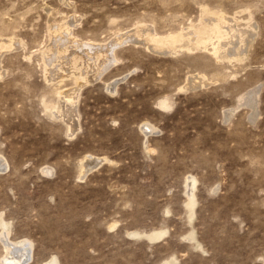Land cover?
Listing matches in <instances>:
<instances>
[{"label": "rangeland", "instance_id": "1", "mask_svg": "<svg viewBox=\"0 0 264 264\" xmlns=\"http://www.w3.org/2000/svg\"><path fill=\"white\" fill-rule=\"evenodd\" d=\"M202 9L235 26L219 57L134 36ZM0 157V223L28 264H264V0H0Z\"/></svg>", "mask_w": 264, "mask_h": 264}, {"label": "bare ground", "instance_id": "2", "mask_svg": "<svg viewBox=\"0 0 264 264\" xmlns=\"http://www.w3.org/2000/svg\"><path fill=\"white\" fill-rule=\"evenodd\" d=\"M202 14H201V21H200V23L198 24V23H196V24H198V25H193V27H191V26H189V27H191L192 29L190 30V31H187V32H185V30H184V32L181 30V31H179V32H176V33H172V34H169V35H166V36H157L155 33H152L149 29H147V27H146V25L145 24H143L142 26H140V27H137V29L134 31V36H136L137 38H141L142 39V41L144 42V43H146V44H148L147 46H148V48H149V44H153L155 47H157V48H160V49H167V50H176L177 48H179L180 49V46L183 44H185L184 42H186V43H188V42H191L189 45L190 46H195V47H198L199 49L201 48V50H202V48H204L205 49V47H206V49H207V46H209V43H212L213 44V51H214V54H217L218 55V57H219V53L222 51V49H223V47H222V43L220 44L219 42H221L220 40H223L224 38H227L231 33H232V31L235 29V26H233V25H235L234 23H236V22H234V20L236 21V19H234V18H232V20H233V25L231 24V26H233V27H231V28H233L232 30H230L229 29V27L227 28V25H228V21H226V17L224 16V14L222 15V14H220V13H216V12H211V11H208V10H206V9H202ZM228 18V17H227ZM229 19V18H228ZM65 22V21H64ZM66 23V22H65ZM68 23V22H67ZM230 23V22H229ZM231 23H232V21H231ZM69 24V23H68ZM230 25V24H229ZM237 25V24H236ZM59 26V25H58ZM58 26H57V28H58ZM69 26H70V24H69ZM68 26V27H69ZM67 26L65 27L66 28V30H67V28H68ZM150 27H152V26H150ZM53 29H54V27H52ZM56 28V29H57ZM63 27H60L59 28V30H53V29H51L52 31H53V33H55L56 35H53V37H52V45H50L47 49H46V51H48L49 49H50V51L48 52V53H51V56H48V58H47V60H49V61H54V60H56V51L58 50L59 51V49H61L62 48V45L61 44H59V40L60 39H62V37L61 36H63V38L65 37V39H64V42L65 43H67L68 42V38H67V35L65 34V29L63 28ZM70 28H71V26H70ZM148 28H149V26H148ZM240 28V27H239ZM238 28V30L237 31H239V30H241V29H239ZM186 29V28H185ZM244 29V28H243ZM242 29V30H243ZM153 30V29H152ZM246 30V29H245ZM248 30V29H247ZM250 30V29H249ZM51 31V32H52ZM236 29L234 30V35H236ZM244 31V30H243ZM252 30H250V32H251ZM59 32H61V33H59ZM239 32H241V31H239ZM52 33V34H53ZM67 33H70V31L69 32H67ZM60 34H63V35H61L60 37L58 36V35ZM237 34H240V35H244V34H246L245 36H248V34H250V33H248V32H243L242 34L241 33H237ZM252 34V33H251ZM69 35V34H68ZM231 35H233V33L231 34ZM231 35H230V37H231ZM234 35L232 36V37H234ZM122 36V35H121ZM245 36H243L242 38H244ZM238 37V36H237ZM72 39H73V37H71ZM118 38V37H117ZM126 38H127V36H126ZM241 38V39H242ZM249 38H250V36H249ZM71 39V41H73ZM75 39V38H74ZM230 39H232V38H230ZM247 39V37H245V40ZM140 40V39H139ZM227 40V39H226ZM234 40V39H233ZM244 40V41H245ZM225 41V40H224ZM231 41V40H230ZM235 41V40H234ZM119 42V41H118ZM241 42H243V39H242V41ZM114 43H117V42H114ZM113 43V45H115ZM225 43V42H224ZM246 43V42H245ZM145 44V45H146ZM193 44V45H192ZM227 45H228V40H227V43H226ZM230 44H231V42H230ZM244 44V43H243ZM247 44V43H246ZM245 44V45H246ZM2 45V44H1ZM95 45V44H94ZM107 45V44H106ZM105 45V46H106ZM188 45V44H187ZM227 45H226V47H227ZM245 45H242V47L243 46H245ZM80 46V45H79ZM184 46H186V45H184ZM189 46V47H190ZM210 46H212V45H210ZM223 46H225L224 44H223ZM232 46H233V44H232ZM235 46V45H234ZM1 47H3V45L1 46ZM52 47H54L52 50H51V48ZM69 47V46H68ZM77 47V46H76ZM92 47V46H91ZM239 47H240V45H239ZM238 47V48H239ZM241 47V48H242ZM78 48V47H77ZM85 48V47H84ZM186 48H187V46H186ZM194 48V47H193ZM228 48H229V46H228ZM183 49V51H184V48H182ZM226 49V48H225ZM77 50V49H76ZM98 51H96V50H94L93 52H89L87 49H84L83 51H84V53H85V55H86V57L88 58V59H90V60H92V62L93 61H99V59H100V57L102 56V49H101V47H99L98 49H97ZM110 50V49H109ZM178 50V49H177ZM191 50H195V48L194 49H191ZM228 50V49H227ZM239 50V49H238ZM65 51H67V50H65ZM179 51V50H178ZM177 51V52H178ZM224 51V50H223ZM226 51V50H225ZM45 52V51H44ZM68 52V51H67ZM176 52V51H175ZM239 52V51H238ZM75 53V52H74ZM169 53V52H168ZM171 53V52H170ZM179 53V52H178ZM229 53V52H228ZM240 53V52H239ZM243 53V52H242ZM242 53H240V54H242ZM69 54V53H68ZM221 54H223V53H221ZM220 54V55H221ZM225 54H226V52H225ZM225 54H223V55H225ZM58 55V54H57ZM85 55H84V57L83 56H79L82 60H84L86 57H85ZM62 56V55H61ZM78 56V55H77ZM77 56H73L72 57V60L73 61H78V57ZM234 56H237V53H236V55H234ZM241 56V55H240ZM240 56H238V57H240ZM58 57V56H57ZM69 57V56H68ZM223 57V56H222ZM224 57H226V56H224ZM228 57V56H227ZM233 57V56H232ZM59 58V57H58ZM217 58V57H216ZM111 59V58H110ZM230 59H231V57H230ZM219 60H220V58H219ZM84 61H87V60H84ZM222 61V60H221ZM69 62V61H68ZM107 63V62H106ZM56 64V63H55ZM59 64V63H58ZM109 66V65H108ZM53 67V66H52ZM104 68L106 67V66H103ZM57 69V68H56ZM59 70H61V69H59ZM99 70V69H98ZM105 71V70H104ZM52 73V72H51ZM50 73V74H51ZM81 74H83V73H81ZM54 77V76H53ZM79 77L81 78V79H85L84 78V76H77L76 77V80H77V84H81V82L78 80L79 79ZM193 77V76H192ZM197 79H198V77H197ZM197 79H195V80H197ZM193 80H194V78H193ZM204 81V80H203ZM85 82V81H84ZM187 82V81H186ZM206 82V81H205ZM205 82H203V83H205ZM84 84V83H83ZM112 85V84H111ZM114 85V84H113ZM202 85V84H201ZM77 86V85H76ZM115 87V86H114ZM76 88V87H75ZM77 89H78V87H77ZM110 89V88H109ZM114 89V88H113ZM71 90V89H70ZM77 91V90H76ZM253 91V90H252ZM65 92V91H64ZM67 92V91H66ZM74 92V91H73ZM72 92V93H73ZM71 93V92H70ZM252 93H254V92H252ZM252 93H250V94H252ZM74 94V93H73ZM75 95V94H74ZM253 95V94H252ZM251 95V96H252ZM68 96V95H67ZM78 96V95H77ZM246 96V95H245ZM63 97V96H62ZM254 97H255V95H254ZM247 98V97H246ZM72 99H73V97L72 98H68V99H64V100H67L68 101V103L69 102H71L72 104H73V101H72ZM248 100H249V98H247ZM246 100V99H245ZM247 100V101H248ZM63 100H62V98H61V102H62ZM66 101V102H67ZM76 101H77V99H76ZM75 101V102H76ZM253 101V100H252ZM66 102H65V104H66ZM161 102V101H160ZM63 103V102H62ZM162 104H164L163 103V101H162ZM167 104V103H166ZM250 104H251V102H250ZM74 105V104H73ZM62 106V105H61ZM62 108V107H61ZM63 109V108H62ZM57 111V110H56ZM55 111V112H56ZM64 112H65V114L66 115H68V118L69 119H73L74 117H73V107L69 104H66V108H65V110H64ZM228 114V113H227ZM60 116V115H59ZM57 117V116H56ZM63 117H64V115H63ZM66 119V118H65ZM75 120V119H74ZM71 121V120H70ZM66 122H69V121H66ZM73 123V122H72ZM71 124V123H70ZM68 125V124H67ZM79 125V124H78ZM148 125V124H147ZM150 125V124H149ZM73 126V125H72ZM71 128V127H70ZM70 128H69V130H70ZM147 128V127H146ZM153 127L151 126V129H152ZM76 130V129H75ZM148 130H150V129H148ZM75 132V131H74ZM3 158V157H2ZM3 160L1 159V157H0V164L2 165L4 162H2ZM6 162V161H5ZM98 161L96 160V159H93V160H91V158H90V160H88L87 161V164H83V174H87V171H88V169H89V167L91 168V167H94L96 164H98L97 163ZM104 162V161H103ZM7 163V162H6ZM0 165V166H1ZM4 165H7V164H5L4 163ZM5 171V170H4ZM84 176V175H83ZM190 187V186H189ZM192 194V193H191ZM191 198H193V197H191ZM191 201H192V203L194 202L193 201V199H191ZM0 225H1V233H0V237L2 238H0L2 241H3V244H4V247H5V249H6V253H5V255H4V257H3V259H2V261L3 262H1V264L3 263V264H28V263H30L29 261H30V258H31V247L30 246H27V241H25V240H21V241H19V242H14V241H12L11 239H9V237L7 236V233H9L10 234V232H9V230L7 229V224H6V222L4 223L3 221L0 223ZM8 231V232H7ZM29 248V249H28ZM33 252V251H32ZM1 260V259H0ZM55 261H56V259H55ZM47 264H56L55 262H53L52 260L51 261H49V262H47Z\"/></svg>", "mask_w": 264, "mask_h": 264}]
</instances>
